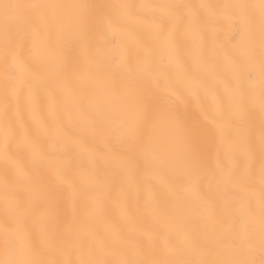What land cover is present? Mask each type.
<instances>
[{
	"label": "snow or ice",
	"instance_id": "1",
	"mask_svg": "<svg viewBox=\"0 0 264 264\" xmlns=\"http://www.w3.org/2000/svg\"><path fill=\"white\" fill-rule=\"evenodd\" d=\"M0 264H264V0H0Z\"/></svg>",
	"mask_w": 264,
	"mask_h": 264
}]
</instances>
